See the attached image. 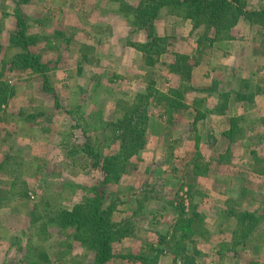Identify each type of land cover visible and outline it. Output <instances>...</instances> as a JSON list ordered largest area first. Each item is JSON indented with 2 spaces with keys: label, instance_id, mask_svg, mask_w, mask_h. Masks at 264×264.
Wrapping results in <instances>:
<instances>
[{
  "label": "rangeland",
  "instance_id": "1",
  "mask_svg": "<svg viewBox=\"0 0 264 264\" xmlns=\"http://www.w3.org/2000/svg\"><path fill=\"white\" fill-rule=\"evenodd\" d=\"M139 1L0 0V264H93L92 253L74 242L73 230L52 220L94 197L104 198L103 208L112 207L110 222L118 235L124 234L112 244L114 258L108 264H142L137 256H155L157 250H162L159 264H182L185 253H195L199 264H264V219L254 223L244 241L253 221L241 224L223 214L219 203L213 214L198 212L203 220L196 224L195 244L186 248L187 239L179 245L183 252L177 260L169 252L173 243H159L173 234L180 217H193V200H203L195 186L165 175L173 151L169 128L175 122L159 99L183 94L185 101L193 90L186 67L201 63L223 41L197 52L204 30L192 34L190 20L165 11L151 29L135 31L121 5L136 6ZM263 6L264 0H247L246 10ZM125 22L140 32L135 39L144 40L129 42L137 64H119L120 56L114 58L120 40L126 39L118 36ZM21 30L35 42L26 51L39 54L49 67L46 79L54 93L42 91V75L11 69L13 57L25 52L12 45V37ZM252 30L255 51L264 57V26L254 25ZM153 37L166 41L160 56L142 51ZM177 55L188 56L189 63L172 71ZM117 65L124 75L114 68ZM216 83L219 89L222 83ZM145 94L150 98L141 103L140 95ZM1 96L7 99L4 105ZM139 104L146 106L149 116L139 144L145 147L130 158L125 173L104 184L105 173L96 164L120 151L118 122ZM87 143L92 152L85 148ZM239 186L243 187L241 180ZM236 196L227 210L264 215V194L239 188ZM132 238L141 241L136 254L121 244Z\"/></svg>",
  "mask_w": 264,
  "mask_h": 264
},
{
  "label": "crops",
  "instance_id": "2",
  "mask_svg": "<svg viewBox=\"0 0 264 264\" xmlns=\"http://www.w3.org/2000/svg\"><path fill=\"white\" fill-rule=\"evenodd\" d=\"M129 27L125 22V29H120L123 33L118 34L126 37L120 40L121 49L114 57L118 60L120 56L119 64H137L130 44L144 41L135 39L140 32ZM253 35L251 23L242 19L232 29L230 40L194 64L189 77L193 90L184 101L187 109L173 113L175 123L169 128L173 151L165 175L199 189L203 200H193L191 205L206 216L215 212L217 203L225 214L239 188L264 194V175L258 173L264 167H260L264 165V57L256 53ZM114 68L126 73L118 65ZM216 82L222 83L219 89ZM204 88L214 93L201 91ZM222 92L226 95H220ZM240 180L244 188L239 186ZM121 244L136 254L141 241L132 238Z\"/></svg>",
  "mask_w": 264,
  "mask_h": 264
},
{
  "label": "trees",
  "instance_id": "3",
  "mask_svg": "<svg viewBox=\"0 0 264 264\" xmlns=\"http://www.w3.org/2000/svg\"><path fill=\"white\" fill-rule=\"evenodd\" d=\"M246 8L247 0H140L136 6L126 5V3L121 5V9L125 13V18L135 31L151 29L154 21L162 11L167 12L171 16L190 20L193 31L192 34H199L201 29L204 30V33L199 35L197 40V52H203L216 42L230 40L232 29L237 26L242 17L249 20L252 26H264V6L259 10L252 11H248ZM152 40L154 41L151 42V44H143L141 46L143 53H152L156 56L162 55L166 50V48H162L165 47V39L153 37ZM12 45L25 49V52L18 53L13 57L10 64L11 69L13 70L15 67H18L42 75L45 78V89H42V91L44 93L49 91L54 93L46 79V75L50 70L49 67L42 61L39 54L26 51L27 48L35 45L34 40L21 30L12 37ZM176 58L177 64L174 68L171 67L172 71L176 70V67L181 64H188L190 59L186 55H177ZM147 61L151 62L152 60L147 56ZM193 66L190 65L186 67V72L189 73V75ZM178 70H180V68ZM180 71L185 73L182 68ZM201 91L214 93V90L211 92L210 89L206 88L201 89ZM220 95L225 96L226 93L222 92ZM149 98L150 95L145 94L140 95L139 100L143 103V101ZM2 99V105H4L7 99L6 97H2ZM164 100L165 103L162 104ZM159 104L164 105V113L168 116H172L174 111L187 109L183 94H177L175 99L165 98L162 95L160 96ZM140 109H142V111H140ZM147 113L148 110H146V106L142 108L139 104V107L132 108V110L118 122L122 129V133L118 138L123 143L120 146V151L110 157H106L103 164H101V162H97L96 164V166L101 167L105 173L104 184L114 182L118 174L125 173L124 171L130 163V158L138 149H144L145 143L139 144L143 140L141 138L142 131L149 124V116ZM85 148L89 152L93 151L89 143L85 144ZM258 173L264 175V167L262 170H259ZM103 199L104 198L100 197L90 198L83 204L76 205L71 211L60 212L56 216L58 219L52 220L58 226H61L62 229L73 230L72 236L74 242L80 243L84 249L92 253L93 264H106L110 261L113 258L112 244L124 237V234L118 235L119 230L117 226L113 222H110L109 216L113 210L112 207L103 208ZM233 201L234 200H231L229 202ZM235 203L236 200L232 204ZM1 204L3 205V203ZM198 212L197 206H193L192 215L195 218L188 216L180 217L176 221L173 234L159 240L162 246H166V244L171 246L172 243L174 244V248L169 252L175 256V260H177L181 252H183L179 245L187 239L186 248L187 244H195L193 242V235L198 231L196 224L203 220L202 215L198 218L200 214ZM226 214L236 217L240 220L241 224L248 221V219L253 221L249 223V226H247L248 228L245 229L247 231H245L243 235L244 241H246L245 238L254 231V223L264 219V215H258L256 218L255 215L251 213H239L235 210H227ZM178 233H180V235H178ZM160 251L162 250H157V255L155 256L142 255L137 256L135 259L142 264H159L158 256ZM182 260V264H199L196 260L195 253L191 255L185 253Z\"/></svg>",
  "mask_w": 264,
  "mask_h": 264
}]
</instances>
